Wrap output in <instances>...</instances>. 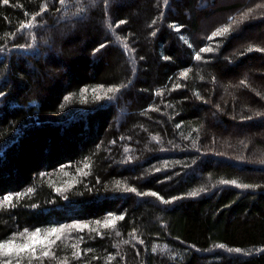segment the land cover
<instances>
[{
	"label": "trees",
	"instance_id": "16d2710c",
	"mask_svg": "<svg viewBox=\"0 0 264 264\" xmlns=\"http://www.w3.org/2000/svg\"><path fill=\"white\" fill-rule=\"evenodd\" d=\"M0 201L80 229L24 264H264V0H0Z\"/></svg>",
	"mask_w": 264,
	"mask_h": 264
},
{
	"label": "rangeland",
	"instance_id": "374dc122",
	"mask_svg": "<svg viewBox=\"0 0 264 264\" xmlns=\"http://www.w3.org/2000/svg\"><path fill=\"white\" fill-rule=\"evenodd\" d=\"M69 179H70V177H68V176L61 178L63 183H67ZM58 229H63V231L56 233V234H49V230H40L39 231L38 237L44 238L46 240V243H44L43 245H41L39 240L33 241V240L27 238L29 236V234L32 232H22V233H25L24 236H21L20 234L13 236L9 241L15 240V243L17 245H23L25 243L32 244L35 246V253L33 254V252L31 250H27V251H21L19 253V255H17L14 251L12 255L0 256V264H1V261L4 262V264H6L7 261H10L11 264H24L27 261L33 259L38 253L46 251V249H48L50 247L51 243L55 242L56 245L60 244V245L64 246L70 240H73L74 237H78L80 234V229L77 225L76 226H70V227H62V228H58ZM33 232H35V231H33ZM4 243H6V242H4ZM160 252H165L166 254H169L170 249H166V248L163 249L162 248ZM170 257H172V256H170Z\"/></svg>",
	"mask_w": 264,
	"mask_h": 264
},
{
	"label": "snow or ice",
	"instance_id": "6c2138e0",
	"mask_svg": "<svg viewBox=\"0 0 264 264\" xmlns=\"http://www.w3.org/2000/svg\"><path fill=\"white\" fill-rule=\"evenodd\" d=\"M65 2V0H60V3L63 4ZM4 3L7 4L8 3V0H4ZM123 23V22H121ZM32 25L29 24V25H26L25 27H31ZM228 32V29L227 28H224V29H220L218 32H215L213 33L212 35L213 36H217V35H220L221 33H226ZM200 52H205V51H211V49H205V48H201L199 50ZM196 59H200V56L197 55L196 56ZM115 91H117V89H114V88H108L105 95L107 96L109 93H114ZM110 98V97H109ZM225 183H228V181H225ZM231 183H235V181H232ZM243 187L247 188L249 187L248 185H243ZM130 191H135V189H128ZM29 191H31V189H29ZM196 193H193V195H195ZM153 195H155V193H153ZM11 197H4V201H11ZM0 206H3V201H0ZM117 219H123L122 216L118 217ZM99 223V222H97ZM27 231V230H26ZM39 229H37L35 232H32L29 234V236L27 237L28 239H31L33 241H36V240H39V242L41 243V245H43L44 243H46V240L44 238H40L38 237V233H39ZM63 231V229H57V228H52L49 230V234H56V233H59ZM21 236H24L25 233H21L20 234ZM27 250H31L33 252V254L35 253V246L32 245V244H28V243H25L23 245H17L15 243V240H12V241H8L6 243H0V256H9V255H12L13 252L15 251V253L17 255H19V253L21 251H27ZM48 253L45 252L44 255H47ZM6 264H11L10 261H7Z\"/></svg>",
	"mask_w": 264,
	"mask_h": 264
}]
</instances>
